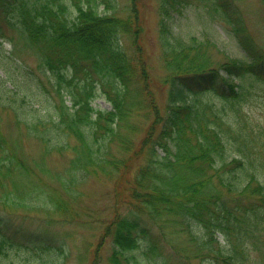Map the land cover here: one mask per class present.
<instances>
[{"label":"trees","instance_id":"trees-1","mask_svg":"<svg viewBox=\"0 0 264 264\" xmlns=\"http://www.w3.org/2000/svg\"><path fill=\"white\" fill-rule=\"evenodd\" d=\"M74 1L76 10L61 0H0L25 49L55 77L59 97L36 106L8 73V79L0 76L1 108L43 149L37 158L19 154L6 144L0 118L3 210L28 215L47 206V221L69 222L91 178L119 180L115 176L124 174L127 200L120 201L128 208L121 206L105 231L115 243L111 264H170L161 242L170 228L185 232L196 245L192 254L211 264H264V127L248 126L243 109L253 101L264 105V53L241 24L234 0H211V6L224 9L251 60L245 55L249 60L230 59L223 67H213L197 37L188 42L174 33L170 21L192 1L160 0L159 40L169 84L164 112L151 94L133 5L123 14L113 0ZM97 97L111 108H96ZM151 114L147 126L141 117ZM114 145L118 153L141 159L135 171L128 172L129 157L118 156ZM64 151L71 153L68 165L52 171L46 157ZM5 218L0 214V252L21 241L16 230L6 232ZM33 234L22 236L42 250H63L47 233ZM182 248L178 252L192 256Z\"/></svg>","mask_w":264,"mask_h":264},{"label":"rangeland","instance_id":"rangeland-1","mask_svg":"<svg viewBox=\"0 0 264 264\" xmlns=\"http://www.w3.org/2000/svg\"><path fill=\"white\" fill-rule=\"evenodd\" d=\"M61 1L75 7L74 0ZM191 1L183 8L181 14L176 13L170 21L174 33L188 42L193 36L201 40L200 47L203 48V52L213 67L217 65L223 67L230 59H245V55H248L231 31V25L223 12L224 9L217 11L214 5L211 6L213 4L211 0ZM113 2L119 9V13L124 14L121 10L132 5V9L137 10L138 24L142 28L139 44L144 53L145 66L150 73L151 94L156 98L160 111L164 112L169 84L165 82L168 69L159 40L160 0H113ZM233 5L237 6L243 17L244 22L242 21L241 24L245 25L247 32L264 53L263 1L234 0ZM103 9L105 6L102 4L99 10ZM112 12L113 10H110V13ZM7 20H11L12 24H9ZM17 26L14 16L3 12L0 7V32L3 31L5 36L0 38V76L3 79H8L3 76L8 73L11 82L16 85L20 94L26 95L30 102L36 103V106L38 103L45 106L48 100L56 101L59 98L56 91L57 84L54 83L56 79L39 66L38 58L30 49H25L24 40L21 39ZM248 57L251 60V57ZM249 59L246 58V60ZM222 72L224 73L225 70ZM92 104L96 108L112 106L103 97H97ZM1 107L0 105L1 128L6 138V144L9 146L13 144L11 148L17 149L19 154L25 155V158H37L43 155L41 142L28 136L24 125L17 124L14 114L4 111ZM243 109L251 122L248 126H252L255 130L264 127V105L260 100L253 101L252 104H245ZM153 115L151 114L148 120L142 116L143 123L148 126ZM143 135L144 129L141 131L139 144L142 142ZM257 139L262 144L263 141L259 137ZM114 151L120 157H122L121 155L129 157L128 172L135 171V168L141 163V159L134 160L132 155H126L124 152L118 153L116 145H114ZM70 157V151L52 152L46 157V164L52 171H63L68 165ZM260 160L264 162V153ZM124 176V174L115 176L121 178L119 180L107 176L91 178L84 186V193L77 200L76 210L79 213L76 212V217L74 212L76 219L71 218L72 220L69 222L47 221L49 214L52 215L51 211L47 213V206L45 209L40 207L26 215L22 211L10 213L3 210V204H0V214H3L6 217L5 220L9 221L5 225L8 229L6 232L16 230L17 234L21 235V237H16L21 240L20 246L14 247L9 244L2 248L0 261L3 264H111L109 257L115 243L112 235H105V231L110 222L119 215L121 206L122 211L128 208L127 202L121 203L120 201L127 200L128 184L123 179ZM119 194L120 196H118ZM170 229L164 234L165 239L161 238L165 250L163 251L164 255L170 264H211L203 257L192 254L196 245L188 239L189 236L185 232L174 230L177 233H170ZM43 232L48 234L45 236L54 237L52 240L59 246H63V250L59 251L56 246L53 247L54 250L50 249L51 251L42 250L22 236L24 233H34L33 237L35 238L37 235H43ZM219 238L222 240L223 236H219ZM260 246L264 251V240ZM182 247L189 248L192 256L188 257L187 253L178 252L183 249ZM258 257L261 259V254Z\"/></svg>","mask_w":264,"mask_h":264}]
</instances>
